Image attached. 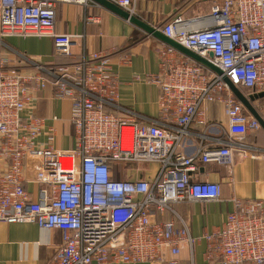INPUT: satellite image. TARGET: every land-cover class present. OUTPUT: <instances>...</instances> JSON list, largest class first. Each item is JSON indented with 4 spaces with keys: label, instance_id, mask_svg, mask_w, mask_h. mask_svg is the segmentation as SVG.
I'll list each match as a JSON object with an SVG mask.
<instances>
[{
    "label": "built area",
    "instance_id": "1",
    "mask_svg": "<svg viewBox=\"0 0 264 264\" xmlns=\"http://www.w3.org/2000/svg\"><path fill=\"white\" fill-rule=\"evenodd\" d=\"M88 1L0 0V224L61 231L52 264H178L163 252L183 245L195 264L201 240L207 264L216 258L221 264H264V200L232 198L223 226L201 238L176 210L222 200L220 184L193 180L200 164L230 167L235 147L242 158L260 151L245 140L261 125L224 78L242 93L264 92V0H222L208 16L210 26L195 28L196 20L179 16L159 29L223 74L165 45L161 71L149 79L160 89L159 118L151 123L112 114L119 107V80L110 56L85 53L73 60L77 36L55 31L58 2ZM107 1L135 16V0ZM13 35L51 37L56 56L72 61L13 60L3 52L4 38ZM49 87L72 104L73 145L67 150L53 145L55 127L45 130V120L35 114ZM213 103L226 113V140L209 145L197 134L199 145L187 154L192 125L211 127L204 107ZM150 166L157 169L147 171ZM28 168L39 187L36 201L25 186Z\"/></svg>",
    "mask_w": 264,
    "mask_h": 264
},
{
    "label": "crops",
    "instance_id": "2",
    "mask_svg": "<svg viewBox=\"0 0 264 264\" xmlns=\"http://www.w3.org/2000/svg\"><path fill=\"white\" fill-rule=\"evenodd\" d=\"M135 1V16L158 30L179 16L186 20H196L195 28L210 26L208 16L213 6L222 2V0ZM56 11L55 31L59 34L77 36L72 45L73 60L80 59L85 53L98 52L110 56L112 71L119 80V107L110 109V112L115 116L137 122L151 123L158 120L160 89L151 84L149 79L150 76L160 73L159 52L167 44L91 0L88 1V6L58 2ZM3 52L13 60H20V55H24L44 65L72 61L57 57L53 39L46 36L6 37ZM243 94L248 99L251 97L247 91ZM261 100L262 98L255 102L251 101V104L259 107V110H256L264 119V102ZM71 107L70 100L55 98L53 88L49 87L41 93L35 112L36 116L45 120V130L53 126L57 135L68 130L71 143L69 148L73 145ZM204 118L211 127L207 130L197 122L192 125L193 134L188 137L185 144L187 154L195 152L200 141L199 134L207 136L205 143L209 145H217L219 140H226L228 122L223 107L217 103L207 104L204 107ZM245 143L260 150H251L256 154L255 158H242L239 149L235 147L234 165L227 167L215 163L200 164L198 170L192 173L194 181L218 183L222 190L220 201L192 202L176 206L178 213L190 223L195 237L201 238L223 226L228 214L234 209L232 198L264 200V129L250 132ZM26 177L29 181L25 185L26 189L36 201L39 187L32 182L35 178L34 171L28 168ZM61 244L62 232L59 230L40 227L35 223L0 224V264H52ZM206 249L205 240L197 243L195 264H207ZM163 255L169 259H176L178 264H191L189 249L184 245L167 248ZM213 264L221 263L216 258Z\"/></svg>",
    "mask_w": 264,
    "mask_h": 264
},
{
    "label": "water",
    "instance_id": "3",
    "mask_svg": "<svg viewBox=\"0 0 264 264\" xmlns=\"http://www.w3.org/2000/svg\"><path fill=\"white\" fill-rule=\"evenodd\" d=\"M100 6H103L107 8L109 11L119 15L120 17L124 18L125 20H128L129 22L133 23L137 27L141 28L148 34H151L152 36L160 39L167 45L173 47L174 49L178 50L179 52L191 57L195 61L201 63L202 65L209 67L211 70L217 72L218 74L222 75L223 72L216 66L212 65L208 61L204 60L203 58L199 57L196 53L193 51L181 46L174 40L166 37L163 35L160 30L153 28L137 18L134 15H130L128 12L124 11L120 7L112 4L111 2L107 0H93ZM225 82L227 83L229 89L233 92V94L236 96V98L245 106V108L250 112L252 116H254L260 123L261 128L264 129V119L260 116L259 112L256 110V108L251 104L252 98L249 99L232 83L228 78H224ZM258 97H264V94H261Z\"/></svg>",
    "mask_w": 264,
    "mask_h": 264
},
{
    "label": "rangeland",
    "instance_id": "4",
    "mask_svg": "<svg viewBox=\"0 0 264 264\" xmlns=\"http://www.w3.org/2000/svg\"><path fill=\"white\" fill-rule=\"evenodd\" d=\"M261 94H264V92L255 93V94L251 93L252 101L255 102L258 99L264 98V97H258ZM69 136H70V133L68 132V130H65L63 133L57 135V138H56L55 143L53 145L61 147V148H65V149L69 148L70 144H71ZM42 141H45V137L42 138ZM154 168L156 170L157 166L156 167H151L150 166L149 168H147V171H149V169H153L154 170Z\"/></svg>",
    "mask_w": 264,
    "mask_h": 264
}]
</instances>
